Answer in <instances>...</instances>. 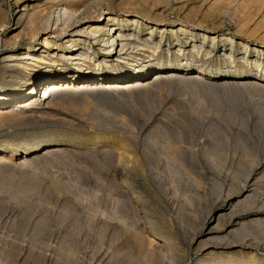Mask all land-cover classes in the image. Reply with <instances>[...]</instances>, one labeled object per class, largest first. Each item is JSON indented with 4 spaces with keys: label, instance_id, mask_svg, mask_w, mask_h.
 <instances>
[{
    "label": "rangeland",
    "instance_id": "obj_1",
    "mask_svg": "<svg viewBox=\"0 0 264 264\" xmlns=\"http://www.w3.org/2000/svg\"><path fill=\"white\" fill-rule=\"evenodd\" d=\"M107 9L160 41L148 69L69 66L0 94V264H264V0H0V81L3 56L46 29L62 52ZM56 79L84 87L21 102Z\"/></svg>",
    "mask_w": 264,
    "mask_h": 264
},
{
    "label": "bare ground",
    "instance_id": "obj_2",
    "mask_svg": "<svg viewBox=\"0 0 264 264\" xmlns=\"http://www.w3.org/2000/svg\"><path fill=\"white\" fill-rule=\"evenodd\" d=\"M135 21L136 19L133 18L131 24H134ZM107 27L109 28L111 27V31H112L111 35L109 36L110 38L109 41H107V39L103 36V32L106 30ZM122 28L123 25L118 21V17L108 9L106 10L105 13H101V15L97 16L93 22H91L90 24L84 27V29L88 32V35L93 36V39L95 41L97 40L100 41L98 48L103 50L102 51L103 56H101V58H96L92 47L88 44L89 43L87 38L88 35H84L82 32L78 33V36L76 38L72 37L73 36L72 32L65 33V37H64L65 46L62 47V49L64 50L62 52L61 51L58 52L57 49L59 48V45L57 44V42L54 41L57 31L56 30L48 31V29H46L45 36L39 39L40 42L37 43L35 47L31 49L27 48L26 50L21 52L11 51L5 56H3V61H5V63L10 66L11 71L5 76L4 80L0 81V94L1 95L2 93L4 94L5 87H8L6 85H10L11 83L14 84L15 82L17 83L24 82L26 84H32V87H35L36 85L38 86L44 85L48 80V78H52V76L54 77L57 76V78L60 76H64L65 73L64 71L67 70L69 66L76 69L75 71H77L78 73H85V74L86 73L96 74L99 71H102L103 69H105L107 72L114 73L115 70L121 67L122 68L127 67L126 70H129L131 72L139 71L143 68V66H147L148 69L149 63L147 64V62H149L152 59L151 57L154 53L158 52L160 41H155V39L151 36L140 38L138 37L137 34L133 33L132 31H131L132 33L123 32ZM183 30H185V28ZM212 41L214 43V39H212ZM224 41L227 42L228 44H232L233 39L230 36H226L224 38ZM38 45L40 46L38 47ZM76 48H78V50L80 51L79 54L75 53L74 49ZM180 49L181 48H179V50ZM220 50H221V54L225 58H227L229 61L231 60L233 61L234 58H232L231 52L227 53L226 51H224L223 48H221ZM122 51H125V57H121L120 59L116 58L117 57L116 55L121 54ZM189 51L191 53V56L195 57L196 59L202 57H209L213 52L212 49H206L204 48V45L197 44L194 41L193 43H191ZM62 60H65L67 63H64ZM249 64L257 68L258 70L263 69V61L254 60L251 61ZM167 66L168 67L166 69L168 71L176 68L180 69L182 68V66H185V64L182 63L179 66H172L171 64H168ZM15 69H18L20 71L23 70V73L15 74L13 73ZM155 70L159 71L161 70V68L160 67L152 68L150 72H146V74L150 75L151 72L153 75L158 74L154 72ZM184 70L188 71V67L185 66ZM58 72H60L59 73L60 75H57ZM25 74H27L28 76L27 78L25 77ZM183 74L188 76L189 72H184ZM204 74L205 73H203L202 71H199L198 74L193 75V78L196 80H200V79L207 80L204 77ZM57 80L58 79H56L51 84H47L44 87L45 89L41 92L42 94L39 95V97L36 98L35 94L29 92L28 94H25L23 96L21 102L33 100V101H38L41 104L49 96H51L50 94L53 90L55 89L62 90L66 88L70 89V87H72L71 85L69 86L68 83H64L60 85ZM243 82L245 81L243 80ZM246 82L248 83V81ZM249 83L264 86V82L262 83L253 79L252 81H249ZM93 85L102 86V87L114 86V84L105 83V82H97L96 84ZM79 87H84V84L83 85L76 84L73 85L72 88H79ZM57 91L58 90L54 91V93ZM15 94H19V93H15ZM214 215H215L214 213L209 215L208 218L209 223L214 218ZM212 230L213 227L210 228L209 232H211ZM213 231H215V229Z\"/></svg>",
    "mask_w": 264,
    "mask_h": 264
}]
</instances>
